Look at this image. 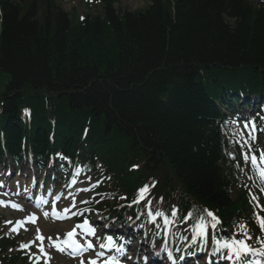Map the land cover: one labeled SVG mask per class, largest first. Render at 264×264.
<instances>
[{
    "label": "trees",
    "instance_id": "obj_1",
    "mask_svg": "<svg viewBox=\"0 0 264 264\" xmlns=\"http://www.w3.org/2000/svg\"><path fill=\"white\" fill-rule=\"evenodd\" d=\"M148 2L128 12L103 0L81 22L57 0H0V72L11 77L0 96V162L20 160L22 142L36 160L79 154L107 168L101 190L113 207L156 183V203L178 195L181 210L252 223L247 194L231 197L232 146L214 100L264 93V4Z\"/></svg>",
    "mask_w": 264,
    "mask_h": 264
},
{
    "label": "snow or ice",
    "instance_id": "obj_2",
    "mask_svg": "<svg viewBox=\"0 0 264 264\" xmlns=\"http://www.w3.org/2000/svg\"><path fill=\"white\" fill-rule=\"evenodd\" d=\"M251 123H252V127L249 129L250 132L251 131H255V124H254V122H251ZM244 126H245V128H248L249 127V125L247 123ZM243 143L244 144H248V141L245 140ZM249 150H251L250 144H249ZM243 158H244V161L246 163L249 161V156H248L247 153H243ZM250 162H251V166H252L253 171L256 172L258 174V176L260 177L261 181L264 182V168H261L260 167V164L261 163H264V152L261 153L260 160L259 161L257 160L256 155L253 154L251 156V158H250ZM262 191H264V189H262ZM13 207H17V206L16 205H13ZM160 215H162V214H160ZM208 216L209 217H212L213 219H215L212 216V213L211 212H208ZM202 219L203 218H201V220ZM84 223L87 224L88 222L85 221ZM213 227H215V225H213ZM202 228H203V226L201 225V234L203 235L204 233H203ZM261 228H262V230H264V220L261 221ZM37 231L39 232V229ZM88 231L91 232L92 229H89ZM68 235L69 236H72L73 233L72 232H69ZM39 238L40 239H43V237H39ZM107 239H108V243L105 244V243H103L101 241L99 243V248H101V249H104V248H109V249L115 248V250L118 251V252H122V251L125 250L123 247L116 246L113 243V239H112L111 236H108ZM87 248L88 249H92L93 248V245L91 243H89L87 245ZM222 248L228 249L229 251H233L234 250L233 251V255L235 256V259L238 262V264H248V262H247V256L250 253H253V250L250 249V248H248V246L243 241H237V240H233L231 242V244L228 243L227 241H225L223 243V245H222ZM82 250L83 249H81V251ZM254 254L264 256V251L255 252ZM96 255L99 257V256H102V253L101 252H97ZM227 258L231 259V257H227ZM82 264H83V262H82ZM87 264H96V261L95 260H90V261L87 262ZM105 264H119V261L115 260L114 258H110L109 260L105 261ZM205 264H207V261H205Z\"/></svg>",
    "mask_w": 264,
    "mask_h": 264
},
{
    "label": "rangeland",
    "instance_id": "obj_3",
    "mask_svg": "<svg viewBox=\"0 0 264 264\" xmlns=\"http://www.w3.org/2000/svg\"><path fill=\"white\" fill-rule=\"evenodd\" d=\"M89 0H62L61 4L63 6V8L67 11V12H76L78 14L79 17L84 16L86 13H88L89 11L92 12H96L97 9L99 8L98 3H91L90 5L92 6L91 8L88 5ZM119 1L121 7L123 9H127L130 11H134V10H141L144 9L145 7H147V1L146 0H117ZM254 3H258L260 0H252ZM10 75L6 74L4 72H0V96L3 94L4 90H5V86L8 84L9 80H10ZM0 215H2V211H0ZM6 218L9 219L11 217H15L10 211H7L5 213ZM52 226H54L53 228H56L57 224H52ZM9 231V230H8ZM47 232V231H46ZM55 233H57L56 230H54ZM49 233V232H47ZM55 262H61L60 260H58V258H55Z\"/></svg>",
    "mask_w": 264,
    "mask_h": 264
},
{
    "label": "bare ground",
    "instance_id": "obj_4",
    "mask_svg": "<svg viewBox=\"0 0 264 264\" xmlns=\"http://www.w3.org/2000/svg\"><path fill=\"white\" fill-rule=\"evenodd\" d=\"M43 227L46 230V229H49L50 225H49V223H45V225ZM67 229H68L67 226H63V230H67Z\"/></svg>",
    "mask_w": 264,
    "mask_h": 264
}]
</instances>
